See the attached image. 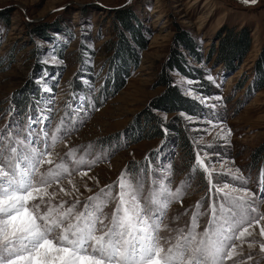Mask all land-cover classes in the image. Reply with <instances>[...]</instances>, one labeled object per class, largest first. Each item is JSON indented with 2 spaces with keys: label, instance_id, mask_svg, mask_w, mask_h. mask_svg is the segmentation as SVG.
I'll list each match as a JSON object with an SVG mask.
<instances>
[{
  "label": "rangeland",
  "instance_id": "rangeland-1",
  "mask_svg": "<svg viewBox=\"0 0 264 264\" xmlns=\"http://www.w3.org/2000/svg\"><path fill=\"white\" fill-rule=\"evenodd\" d=\"M119 17L126 20V28ZM238 33L249 39L246 52L235 53L228 61L221 59L218 39ZM122 39L131 47L129 56L123 54ZM177 41L189 44L187 49L181 45L177 49L186 62H178L180 68L169 73L185 100L182 104L197 105L194 114L181 105V110L171 112L169 106L156 103L165 92L157 73ZM190 65L209 81L211 94L203 96L191 88L194 80L189 75L195 72ZM115 72L127 77L121 88L101 100L99 89L107 82L105 92L114 88L115 82L109 83ZM260 82L264 83V0L255 4L242 0H0V127L7 122L10 108L27 115L32 105L49 96L60 109L55 113L58 122L75 96L74 103L85 109L80 113L83 123L68 138V147L57 150L64 153L91 144L94 156L110 154L90 171L80 169L88 171V176H75L83 197L92 194L84 184L96 192L116 182L126 167L138 173L145 166L151 171L153 166L172 165L173 187L191 177L183 205L174 203L169 210V217L181 216L173 226L190 222L196 202L210 196L208 174L192 171L198 167L197 153L206 164V154H213L214 163L208 166L214 177L231 181V176L218 174L238 168L248 178L247 187L259 193L264 171V86L256 87ZM45 87L52 91L45 93ZM19 99L23 106L16 107ZM97 102L100 106L94 107ZM149 108L165 135L160 132L140 139L132 131L144 127L141 115ZM177 122L191 141V160L163 126ZM228 129L231 135L224 139ZM64 186L71 188L66 182ZM210 203L211 199L206 200L205 208ZM260 212L264 213V204ZM201 219L206 225L208 217ZM250 231L255 235L249 239H260L259 226ZM244 251L245 255L250 251L247 244ZM251 251L255 259L248 264H264L259 245Z\"/></svg>",
  "mask_w": 264,
  "mask_h": 264
},
{
  "label": "snow or ice",
  "instance_id": "snow-or-ice-1",
  "mask_svg": "<svg viewBox=\"0 0 264 264\" xmlns=\"http://www.w3.org/2000/svg\"><path fill=\"white\" fill-rule=\"evenodd\" d=\"M76 99L65 105L58 122L60 109L49 96L27 115L10 108L0 127V264H248L257 244L264 253V171L255 193L238 168L218 174L231 181L214 177L208 166L214 163L212 153L206 154L207 164L197 153L198 167L192 169L208 174L210 196L196 202L183 226H173L181 216L169 217V210L174 203L183 205L191 177L173 187L172 165L151 171L145 166L138 173L126 167L116 182L96 192L84 184L92 194L83 197L75 176H88L110 154L94 156L91 144L57 150L68 147V138L83 123L85 109ZM230 135L228 129L223 138ZM202 217H208L203 226ZM254 225L259 240L249 239Z\"/></svg>",
  "mask_w": 264,
  "mask_h": 264
},
{
  "label": "trees",
  "instance_id": "trees-1",
  "mask_svg": "<svg viewBox=\"0 0 264 264\" xmlns=\"http://www.w3.org/2000/svg\"><path fill=\"white\" fill-rule=\"evenodd\" d=\"M119 20L121 22V24L123 25V27L126 28L125 22L126 20L123 19L122 17H119ZM130 33H132V29L128 28L127 29ZM128 32V33H129ZM231 37V38H229ZM248 43H249V39L246 37V34L244 33H238L236 35L230 34V35H226L224 38L218 39V44H219V48H220V56L221 59H225L226 61H228L229 59L232 58V55H234L235 53L239 54H243L246 52L247 47H248ZM184 47L185 49L189 48V44L188 42L185 41H177L174 43V50L172 52V54L170 55L169 59L167 60V62L165 64L162 65L160 71L157 73V82L158 85H161L164 87L165 92L164 95L161 99H159L156 103L159 105L165 104L166 106H169V108H171V112H177L181 109L178 108V105L183 106V110H185V112H188L190 114H194V110L193 108L197 105L195 103H186L185 105L182 104L185 102V100L179 95V93L177 92V89L174 86V83L172 81V78L170 76L169 71L177 68V70L180 68V66L178 65V62H182L185 63V59L182 55L181 52L177 51L179 46ZM131 48V47H130ZM129 48V46L126 44V42L122 39V44H121V49L124 51L123 54L125 55H130L131 53V49ZM190 56L192 57V59L195 60V62H200L199 58L196 56V54H194L192 51L188 50ZM190 69L192 71H194L195 73L191 76V79L194 80L193 84L191 85V88L196 90L197 92L201 93L203 96H207L209 94H211L212 86L209 83L208 80L203 78V74L200 70H198L196 67L191 66L190 65ZM122 77V80H120V76ZM194 76V77H193ZM127 77L126 73H118L115 72V75H113L112 80L109 84L114 83V88L112 87L111 91H107L105 92L104 89L107 85V83H105V85H103L99 90V94L101 96V100H103V98H106L107 96H111L112 94H114L115 91H117L119 88H121L122 84H123V79H125ZM264 86L263 82H260L259 84L256 85L257 88H260ZM22 99V97H21ZM21 99H19L16 102V107L20 106L22 104ZM92 102V99H91ZM23 106V104H22ZM100 106L99 103L97 102L96 105H94V107H98ZM150 109L149 111L145 110V112L142 113V117L141 119H144V124H143V128H138V126L134 127L135 129L132 131L134 132L137 136H139V138H152L154 135H158L160 132L163 133V128L162 125H158V121L155 120L156 118H154V116L150 113ZM178 123L175 124H164L163 126L168 127L169 132L167 134L173 135L174 136V142L176 144V147L181 148L182 150H184L186 152V154L188 155V160L192 159V145H191V141L189 140L187 134L185 133V130L182 126H178ZM148 131V132H147ZM131 132V133H132ZM147 132V133H146ZM165 135V132L163 133ZM165 140V139H164ZM146 163V162H144ZM142 163L143 166H145V164ZM144 168V167H143Z\"/></svg>",
  "mask_w": 264,
  "mask_h": 264
}]
</instances>
